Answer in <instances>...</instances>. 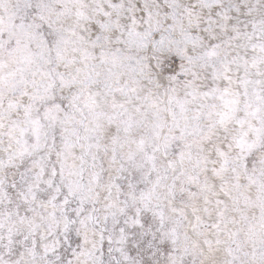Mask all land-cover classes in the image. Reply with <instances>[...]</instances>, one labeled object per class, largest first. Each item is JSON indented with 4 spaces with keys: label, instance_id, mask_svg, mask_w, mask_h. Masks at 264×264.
<instances>
[{
    "label": "snow or ice",
    "instance_id": "snow-or-ice-1",
    "mask_svg": "<svg viewBox=\"0 0 264 264\" xmlns=\"http://www.w3.org/2000/svg\"><path fill=\"white\" fill-rule=\"evenodd\" d=\"M0 264H264V0H0Z\"/></svg>",
    "mask_w": 264,
    "mask_h": 264
}]
</instances>
